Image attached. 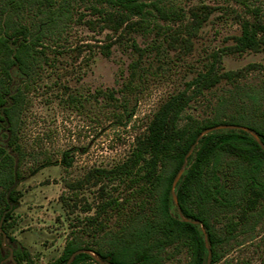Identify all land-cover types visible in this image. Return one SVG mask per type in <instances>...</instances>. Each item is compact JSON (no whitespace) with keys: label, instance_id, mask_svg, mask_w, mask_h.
<instances>
[{"label":"rangeland","instance_id":"rangeland-1","mask_svg":"<svg viewBox=\"0 0 264 264\" xmlns=\"http://www.w3.org/2000/svg\"><path fill=\"white\" fill-rule=\"evenodd\" d=\"M172 1L163 0L159 6L168 8ZM174 1L184 9L183 20H165L154 6H148L151 14L131 17L142 24L125 23L118 32L105 18L106 12L117 7L78 1L43 40L46 53L39 54L30 104L22 114L19 143L25 158L15 188L19 203L9 230L30 254L32 264H56L72 231L84 242L95 244L102 239L108 245L111 235L101 232L94 238L95 229L88 222L81 226H88L87 232L75 227L78 219L95 214L103 201L102 185L113 196L126 195L123 186L116 191L115 185L106 182L95 185V169H111L126 161L159 106L185 88L211 52L234 43L241 19L249 15L245 2L264 9V0ZM202 6L211 8V14L186 45L183 25L191 21V10ZM15 20L31 26L33 12ZM222 60L226 71L241 72L240 79L236 83L224 80L205 92L185 115L203 119L237 108L264 119V51L224 54ZM12 74L15 90L23 77L17 70ZM98 92H111L113 98ZM0 138L5 142L3 135ZM64 152H70L69 167L61 161ZM35 167L39 169L32 173ZM78 183L80 190L74 196L68 186ZM88 206L94 208L87 211ZM115 222L112 215L109 228L116 229ZM185 259L182 253L173 262ZM228 261L264 264V216L231 241L220 264Z\"/></svg>","mask_w":264,"mask_h":264},{"label":"trees","instance_id":"trees-1","mask_svg":"<svg viewBox=\"0 0 264 264\" xmlns=\"http://www.w3.org/2000/svg\"><path fill=\"white\" fill-rule=\"evenodd\" d=\"M78 1L85 0H0V136L5 137V142L0 138V220L12 204L3 230L16 264H32L30 254L9 233L19 193L16 189L9 195L8 192L21 179L25 158L24 148L19 143L22 114L30 104L28 95L33 88L39 54L46 53L43 40L53 34ZM95 1L117 7L116 11L106 12L105 17L113 23L111 27L115 32L125 23L127 26L142 24L132 22L131 17L151 14L146 10L148 6H154L159 17L165 20L185 18L184 9L174 0L168 8L159 6L163 0ZM245 7L249 15L241 19L240 34L233 37L234 43L211 52L203 68L185 88L170 95L159 106L146 131L137 136L128 159L111 169H95L92 176L96 179L95 185L106 182L115 185L116 191L123 186L126 195L113 196L102 185L103 201L95 207V214L78 219L75 227L88 222L95 229L94 238L101 232L111 235L108 245L105 246L102 239L95 240L96 246L84 242L77 231H72L56 264H66L74 252L83 249L92 250L110 264H207L210 249V264H220L231 241L264 216V119L237 108L231 113L218 112L203 119L185 115L191 103L205 92L224 80L236 83L240 79V71L224 69V54L264 51V9L246 2ZM28 12H33V25L18 24L15 18L23 19ZM191 14V21L183 25L188 34L183 38L186 45L208 20L211 8L202 6L191 10ZM134 65L132 75L136 74ZM13 70L23 77L22 84L15 90ZM98 93L113 98L111 92ZM220 125L247 127L257 134L263 146L242 129H217L197 142L203 131ZM195 144L175 189L184 221L173 200L172 187ZM69 153L64 152L61 160L67 167L71 165ZM31 169L35 173L39 167ZM80 186L78 183L68 189L77 196ZM62 199L65 200L64 196ZM93 208L88 206L86 210ZM112 215L116 216L114 230L108 226ZM194 221L205 227L209 248L201 225ZM81 229L87 232L89 227ZM182 253L186 259L174 263L173 259ZM9 254L1 236L0 264ZM71 264L100 263L91 255L80 253Z\"/></svg>","mask_w":264,"mask_h":264},{"label":"water","instance_id":"water-1","mask_svg":"<svg viewBox=\"0 0 264 264\" xmlns=\"http://www.w3.org/2000/svg\"><path fill=\"white\" fill-rule=\"evenodd\" d=\"M217 129H242V130H244V131L249 132L250 134H252V136L257 140V142H258L261 146H263V145H262V142L260 141V138L257 136V134H256L255 132L251 131V130H250L249 128H247V127L236 126V125H220V126H217V127H214V128H209V129H207V130H205V131H203V132L201 133V135L198 137L197 142H198L203 136H205V135H207V134H209V133H211V132H213V131H215V130H217ZM197 142H196V144H197ZM196 144L191 148V150H190L189 153L187 154V156H186V158H185V162H184L182 168L180 169V171L178 172V174H177V176H176V178H175V180H174V182H173V187H172L173 200H174V202H175V204H176V206H177V208H178V211H179L180 216L182 217V220H184V221H186V219L182 216V212H181V209H180L179 204H178V199H177V196H176V193H175V189H176V186H177V184H178L180 178L182 177V175L184 174V172H185V170H186V168H187V159H188V157L192 154V152H193V150H194ZM17 183H18V181H16V182L14 183V185L12 186V188L9 190L8 195L12 192L13 189L16 188ZM12 209H13V205L10 204L9 209L6 210V211L3 213L2 217H1V220H0V237H1V236L3 237V245H4V247L10 250V254H9L8 258L6 259V261L9 260V261L14 262V258H13V254H14V253H13V250L10 249V248L6 245V243L9 242V239H8L7 234H6V233L4 232V230H3V223H4L5 216H6V214H7L8 212H10ZM194 223H195V224H200V225H201L202 231H203V233H204V235H205V239H206V246H207V248H209V243H208V240H207V234H206V229H205V227H204L199 221H194ZM80 253H87V254L91 255V256H92V257H93L98 263H100V264H110L109 261H104V260H102L100 257H98V256L96 255V253H94L92 250H88V249L78 250V251L74 252V253L72 254V256L69 258V260H68V262H67L66 264H71V263L73 262V260L75 259V257H76L77 255H79ZM210 258H211V250L209 249V259H208L207 264H210ZM14 263H15V262H14ZM15 264H16V263H15Z\"/></svg>","mask_w":264,"mask_h":264},{"label":"flooded vegetation","instance_id":"flooded-vegetation-1","mask_svg":"<svg viewBox=\"0 0 264 264\" xmlns=\"http://www.w3.org/2000/svg\"><path fill=\"white\" fill-rule=\"evenodd\" d=\"M6 259H7V258H6ZM6 259L2 262V264H4V262H7ZM8 261H9V260H8ZM9 262H11L12 264H15V263L12 262V261H9Z\"/></svg>","mask_w":264,"mask_h":264}]
</instances>
